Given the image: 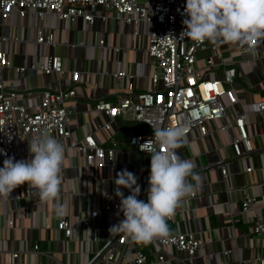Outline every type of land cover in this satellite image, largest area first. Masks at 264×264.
I'll list each match as a JSON object with an SVG mask.
<instances>
[{
  "label": "crops",
  "instance_id": "0c3cea01",
  "mask_svg": "<svg viewBox=\"0 0 264 264\" xmlns=\"http://www.w3.org/2000/svg\"><path fill=\"white\" fill-rule=\"evenodd\" d=\"M106 10L99 6L96 18L90 24L84 17L75 22L59 20L47 13L44 20L29 14L22 17L13 12L4 22L0 14V50L7 53L14 66H23V73L6 69L3 77L6 85L24 95V103L38 105L46 89H75L76 96L70 100L75 106L71 123L73 136L80 139L86 134H95L105 147L110 146V134L125 143L133 133L150 131L149 126L130 118H117L111 133L99 131V126L109 118L92 108L99 99L116 100L117 94H137L154 90L151 74L154 65L146 49L149 38L146 33L134 34L132 25L116 26L109 12L106 20L101 16ZM147 30V26L144 27ZM54 34L55 42L44 44L37 41L38 32ZM104 45H100V40ZM212 54L210 50L201 56ZM58 56L63 62L64 72L46 74L32 71L44 57ZM223 56L233 62L237 70L234 82L239 102L230 107L229 116L210 123L212 134L201 136L197 131L188 135L177 154L193 162V172L199 179L187 178L192 185L190 194L181 198L169 222L172 233L193 232L205 243L192 264H258L256 258L264 253V241L253 232V221L257 214L264 218V113L253 110V104L264 96V45L252 53L241 51L236 43L223 46ZM218 74L223 77L226 65L217 56ZM124 71L128 77L120 87L114 76ZM71 71L78 72L74 82ZM161 86V85H160ZM247 113V131L253 151L248 152L245 144L239 148L231 146L228 133L216 131L221 123L228 122L231 113ZM237 131H231V135ZM126 146V145H124ZM30 153L14 157L16 160L29 159ZM5 159L0 158V166ZM228 167L224 176L218 163ZM252 166L253 171L247 172ZM127 169L137 178L140 187L138 199H147L149 185L141 182L144 173L150 171V157L130 151L127 155L116 152L113 160L105 166H90L85 159L65 152L60 174L58 196L55 200L42 202L38 192L27 184L20 185L5 197H0V264L8 263L10 253H20L12 264H77L91 260L96 251L107 249L118 231L109 229L122 220L123 213L102 212L94 221L93 229H76L70 238L56 229L58 216L55 208L66 207V216L73 222L91 209H102L110 197L115 196L114 181L119 172ZM121 191L127 196L128 189ZM257 197L255 210L244 212L242 201L247 194ZM120 200V198H119ZM13 220L10 228L8 221ZM39 245V250L34 245ZM134 246L154 258L159 249L152 242H135ZM165 262L155 264H184V254L170 247ZM228 253H225L227 252ZM175 256L177 259H172Z\"/></svg>",
  "mask_w": 264,
  "mask_h": 264
},
{
  "label": "built area",
  "instance_id": "2783aa9c",
  "mask_svg": "<svg viewBox=\"0 0 264 264\" xmlns=\"http://www.w3.org/2000/svg\"><path fill=\"white\" fill-rule=\"evenodd\" d=\"M185 3L186 0H0V14L4 22L15 11L22 17L32 14L42 20L49 12L59 20L72 22L84 17L90 24L94 22L99 6L106 10L101 16L105 20L109 18V12H114L112 19L116 26L132 25L135 35H148L146 52L154 65L151 79L155 87L154 90H145L133 95L118 93L116 100L99 99L95 102L92 108L109 118L99 126V131L105 132L106 135L111 133L113 122L121 117L146 123L150 128V132L131 134L125 143L110 134V146L105 147L92 133L80 139L74 138L71 123L75 106L70 100L76 96L75 89H46L42 92L38 105L27 106L23 100L24 95L15 88L8 87L3 77L6 69L23 73L27 68L14 66L7 53L0 50V158L30 153L28 141L44 130L64 145L65 152L71 154L73 151L74 155L84 158L88 165L100 167L113 160L117 151L122 155L136 151L147 157H150L157 147L162 152L167 151L166 146L155 143L154 132L157 128L182 126L185 129V140L194 131L201 136L211 135L213 131L210 123L228 117L230 107L239 102L234 87L237 70L234 63L227 62L223 56V46H229L230 43L222 40L215 43L207 40L198 43L183 34ZM145 26L147 30L144 29ZM4 39L0 37V41ZM37 41L50 44L55 42V37L54 34L46 36L40 30ZM261 44L264 45V38L253 41L251 45L236 43L237 47L246 53H252ZM100 45H104L103 39L100 40ZM208 50L212 54L202 57L201 53ZM214 56L226 65L223 77L218 74V64L214 61ZM31 70L61 74L64 67L60 57L50 56L44 57L39 66H31ZM70 76L74 82L78 81L77 71H71ZM114 76L120 87L128 77L122 70L114 72ZM253 110L264 113V96L253 104ZM231 115L229 121L221 123L216 131L230 135V144L237 149L239 155L242 144H245L248 152L253 151L247 131V113L238 111ZM233 130L237 131V135H231ZM218 167L224 176L228 175L226 163L220 161ZM246 171H253V167H247ZM148 177L149 172L142 175V184L148 185ZM30 193L28 188L26 195L29 196ZM257 203V197L248 193L242 201L243 211L255 210ZM119 204V198L112 196L102 209H91L74 222L70 216H60L56 229L66 238H70L76 229L91 230L94 221L102 212L119 213ZM172 219L173 215L166 221L168 229ZM8 225L13 228L14 221L9 220ZM253 232L264 241V218L260 214L254 217ZM135 242L119 232L107 249L96 251L91 260L77 264L162 263L168 259L170 247H175L184 254V264H192L197 253L205 245L193 232L172 233L169 230L167 237L153 240L159 249L152 258L137 249ZM34 249L39 250V245L35 244ZM19 255L18 252L10 253L8 263H15ZM171 258L177 259L175 256ZM256 262L264 264L263 252L257 256Z\"/></svg>",
  "mask_w": 264,
  "mask_h": 264
},
{
  "label": "clouds",
  "instance_id": "9594fccd",
  "mask_svg": "<svg viewBox=\"0 0 264 264\" xmlns=\"http://www.w3.org/2000/svg\"><path fill=\"white\" fill-rule=\"evenodd\" d=\"M184 13L183 34L198 43L222 40L251 45L264 38V0H186ZM154 139L157 145L166 146L167 151L157 147L150 156L147 199H138L141 190L132 172L127 169L119 172L114 181L115 196L120 198L119 210L124 218L109 229L144 244L169 235L167 219L174 214L181 198L192 191L187 178L199 179L193 172V162L181 158L175 151L185 141L184 127L157 128ZM28 144L29 159L8 157L0 166V197L27 184L38 192L40 201L55 200L65 159L64 145L47 130L31 138ZM121 187L130 194L125 196ZM55 214L65 215V205H57Z\"/></svg>",
  "mask_w": 264,
  "mask_h": 264
},
{
  "label": "trees",
  "instance_id": "16d2710c",
  "mask_svg": "<svg viewBox=\"0 0 264 264\" xmlns=\"http://www.w3.org/2000/svg\"><path fill=\"white\" fill-rule=\"evenodd\" d=\"M146 132H150V131H144V133H146Z\"/></svg>",
  "mask_w": 264,
  "mask_h": 264
}]
</instances>
